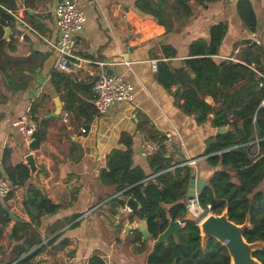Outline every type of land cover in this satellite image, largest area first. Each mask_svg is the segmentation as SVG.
Returning a JSON list of instances; mask_svg holds the SVG:
<instances>
[{"label":"crops","instance_id":"1","mask_svg":"<svg viewBox=\"0 0 264 264\" xmlns=\"http://www.w3.org/2000/svg\"><path fill=\"white\" fill-rule=\"evenodd\" d=\"M60 1L15 0L14 9L38 33L19 21H13L8 27L11 31L6 39L0 65V174L6 176L5 168L9 165H27L26 157L32 154L36 161V171L31 173L29 183L41 185L53 202L63 205L61 212L46 216L39 228L43 243L57 235L61 236L55 244L48 245L37 256L38 260H49L55 256L57 258L50 264H69L59 257L67 255L65 252L70 246L76 248L71 254L74 256L71 261L86 255L87 264L94 250L98 249L105 251L100 255L109 258L107 264H134V259L126 257L119 246L114 250V244H106L94 225L89 229V217L101 205H97L91 211L92 214L90 212V215L83 217L84 213L90 211L94 195L100 200L102 196L114 192L112 187L104 186L99 179V170L106 165V155L113 148L122 147L119 144L121 132L130 133L134 136L135 164L141 166L147 174L151 173L148 158L139 152L144 140L148 139L146 133L138 130V113H141L148 117L151 126L161 136L166 131L176 135L179 148L176 161L200 158L194 167L198 177L205 179L211 175V171L213 173L220 169H211L202 156L206 150V139L218 131L211 125L213 115L202 125L197 123L194 116L184 115L177 107V103H183L184 100L175 97V94L181 93L182 86L176 85L171 91L167 90L157 79L158 67L163 64L173 72L183 67L184 61L190 57L192 43L198 40L209 43L211 30L218 24L226 28L213 59L217 63L226 60L243 63V55L248 53L250 47L255 49L260 46L264 49V0H240L238 3L186 0L192 10L189 17L183 16V12L176 9L164 13V20L173 21L175 27L178 26L170 32L152 15L138 8L137 0H74L83 8L87 17L83 30L75 35L77 52L83 61L74 73H66L70 75L69 88L61 85L58 90L52 82L53 71L59 70L58 56L41 36L56 39L55 7ZM152 4H155V0ZM250 12L255 17L253 28L243 17H252ZM255 38L261 44H256ZM173 52L175 54L171 56ZM102 61L113 63L107 66L108 72H119L135 85V101L114 104L102 115L97 110L93 116L89 115L90 110L85 113L68 110L70 99L75 100V106L85 102L94 105L95 87L100 73L97 63ZM154 61H157L156 69L153 68ZM262 62L264 64V59ZM13 73L17 81H9ZM18 77L22 79L18 80ZM22 84L27 86L17 88ZM56 97L62 102L61 114L46 117L55 112ZM204 100L210 105H216L210 95H206ZM65 112L70 113L67 121L63 119ZM25 113L36 118L38 126L40 123L44 140L37 149H31V142L26 141L14 125V121ZM89 118L90 122H86ZM82 128L87 131L83 133ZM229 128L226 126L225 132ZM6 149L9 150L7 157ZM25 194V187H14L7 202L9 211L18 220L10 217L11 222L1 239L0 252L3 248V255L0 253V260H3V264L11 257L8 249L13 227L22 220L31 221L23 206ZM110 209L111 206L106 211L108 215ZM115 210L117 214L114 216L122 225L121 218L125 219V215L129 218L131 212L121 207ZM75 215L80 217L73 220ZM127 220H123V223L134 224L136 227L132 234L137 233V225L142 221ZM77 221L79 225L70 228ZM92 229L94 233L90 231ZM99 236L100 240L97 239ZM122 238V235L116 236V243L122 242ZM64 240L67 242L63 250L57 251V245ZM134 243L132 240L128 247L132 249Z\"/></svg>","mask_w":264,"mask_h":264},{"label":"trees","instance_id":"2","mask_svg":"<svg viewBox=\"0 0 264 264\" xmlns=\"http://www.w3.org/2000/svg\"><path fill=\"white\" fill-rule=\"evenodd\" d=\"M152 1L137 0V6L164 25L168 32L178 26L175 27L173 21L164 20V13L176 9L182 11L185 17L192 14L186 0H155V4ZM196 1L205 3L213 0ZM14 8L15 0H0V65L7 42L6 28L13 22L6 9ZM250 15L252 17H243L253 28L255 17L251 12ZM225 28L223 24L215 25L209 43L194 41L190 47V57L175 72L166 65H160L157 79L169 91L173 86H182L181 93L175 94V97L184 100L177 103L184 115L194 116L199 125L207 123L210 115H213L211 125L218 129L215 135L206 139V150L202 156H205L204 162L211 169H220L213 173L211 171V175L205 177L206 185L199 193V204L203 208L210 204L214 214L227 210L229 219L236 224L248 221L250 227L244 234L246 240L251 243L264 242V107L261 106L264 100V49L256 45L255 49L250 47L248 53L243 55V63L228 60L217 63L213 56L217 54ZM170 54L174 56L175 52ZM9 81H17L14 73ZM52 82L58 90L61 85L69 88L70 75L55 70ZM26 86L22 84L17 88ZM206 95L212 96L216 105L207 103L204 100ZM67 109L82 113L90 110V116L96 113L93 103L75 106L72 99L68 100ZM138 120V130L146 133L148 139H163L164 136L151 126L147 116L138 113ZM226 126L230 127L228 131L221 133L220 129ZM33 138L30 147L37 149L44 140L40 127ZM256 140H259L258 146L253 143ZM119 144L122 147L113 148L106 155V165L99 170L102 184L114 189L113 194L102 197L100 202L120 193L108 201L112 216L117 214L115 208H125L129 197H134L140 203L141 207L131 212L129 220L146 222L151 237L144 239L137 230L133 238L134 242L141 243L139 252L147 251L146 264H231L228 249L215 238H210L204 246L199 223L187 218L186 194L191 177L196 174L194 167L177 166L183 161L168 157L164 147H161L148 157L151 173L147 174L135 164L134 136L121 132ZM5 152L7 157L9 150ZM5 175L14 187H25L23 206L31 219L30 222H17L13 227L8 249L11 257L6 264H34L33 260L61 236L43 243L39 228L46 216L61 212L63 205L53 202L41 185L29 183L31 170L28 165H9L5 168ZM12 194L13 191L0 200V242L11 222L7 202ZM78 217L80 215H75L73 220ZM181 219H184V224L177 236H171L166 242L157 241L170 221ZM78 225L77 221L70 228ZM66 242L61 243L65 245ZM148 243L150 246L147 247ZM254 256L264 263V246L256 250ZM2 261L0 264H3ZM87 264H107V261L100 254H94Z\"/></svg>","mask_w":264,"mask_h":264},{"label":"built area","instance_id":"3","mask_svg":"<svg viewBox=\"0 0 264 264\" xmlns=\"http://www.w3.org/2000/svg\"><path fill=\"white\" fill-rule=\"evenodd\" d=\"M226 3H237L239 0H223ZM12 16V21H19L26 25L31 30L37 32L15 9H6ZM87 17L83 8L74 0H61L55 7V27H56V39H48L41 36L45 42L51 47V49L58 56V68L64 73H74L76 68L80 66L83 59L79 56L77 50V44L75 35L81 32L85 26ZM38 33V32H37ZM256 44H261L258 38H255ZM157 61L153 62V68H157ZM100 69L99 78L95 87L96 96L94 105L99 115L107 113L114 104L117 103H133L135 101V85L126 79V77L116 71L108 72L107 66L112 65L107 61L97 63ZM264 107V100L261 103ZM70 116L69 112L63 114L64 121L68 120ZM15 127L21 132L22 136L29 143L32 141L34 134L38 131V122L29 113L21 115L14 121ZM86 128H82V132L85 133ZM162 140L145 139L143 145L140 147V154L143 157H151L157 153L161 147H164L166 155L168 157H176L178 155V145L176 135L172 131H166L163 133ZM259 140L253 143L258 146ZM251 143V144H253ZM205 157V156H204ZM176 159V158H175ZM200 158H189L186 161L181 162L177 166L189 165L196 167ZM14 186L8 177L0 174V200L7 198L13 191ZM188 215L192 218H198V214L203 212L205 215L212 213L211 205L207 208H203L199 204L197 198L189 199L186 201ZM93 209L83 214V217L87 216ZM187 215V217H188ZM190 218V219H192ZM195 220V219H193ZM196 221V220H195ZM198 222V221H197Z\"/></svg>","mask_w":264,"mask_h":264},{"label":"water","instance_id":"4","mask_svg":"<svg viewBox=\"0 0 264 264\" xmlns=\"http://www.w3.org/2000/svg\"><path fill=\"white\" fill-rule=\"evenodd\" d=\"M7 34L5 37H8V34L11 31V28H6ZM56 110L53 113L46 115V117H56L61 114L62 111V102L59 97L55 98ZM226 128L223 127L220 129V132H225ZM34 141V138L31 142ZM27 165L31 170V173L36 171V161L32 154L26 157ZM32 176V175H31ZM206 185V181L196 174L191 177L190 184L188 187V192L186 194V201L189 199L197 198L199 193ZM120 193H117L114 196H111L110 199L117 196ZM104 203V202H103ZM99 204L98 206L102 205ZM96 206V207H98ZM141 207L140 203L134 198L129 197L126 200L125 209H128L130 212L138 210ZM124 209V208H122ZM9 215L12 219L18 220L13 212H9ZM117 225L120 224V221H117ZM184 219L181 220H172L169 222L168 227L158 236V242H166L171 236H177L179 229L183 226ZM201 230L202 243L205 246L207 241L210 238H215L221 242L227 249L230 254L231 264H264L258 258L254 256V252L264 246V242H248L244 236L246 229L250 227L249 222L247 221L244 224H236L231 221L228 216V211L225 210L221 214H210L207 216L201 224H199ZM134 228L130 225L125 227L126 231H131ZM139 231L143 234L144 239H149L151 237L150 233L147 230V225L145 221H142L137 227ZM14 264V263H12ZM53 264H66L65 262H54Z\"/></svg>","mask_w":264,"mask_h":264},{"label":"rangeland","instance_id":"5","mask_svg":"<svg viewBox=\"0 0 264 264\" xmlns=\"http://www.w3.org/2000/svg\"><path fill=\"white\" fill-rule=\"evenodd\" d=\"M85 125H87V124H85ZM61 150L62 151H65L64 148H62ZM105 196H107V195H104L102 197H105ZM107 199H109V198H106V200L100 202V200H98V198L96 197V195H94L93 201H92V203L90 205L91 206L90 207V210L92 208H95L97 205H99V204H101L103 202L104 203L100 207H98L96 209V212H94V214H92V212L90 213L92 215L89 217L90 218V220H89L90 223L88 224L89 229L91 228L92 225H94L96 227V232L102 237V240L106 244H108L109 246L112 245V244H114V246H113L114 250L116 249L117 246H119V248L123 251V253L125 254L126 257H132L134 259V261H135L134 264H146V255H145V252L144 251H142V252H139L138 251V249L142 248L140 246V243L139 244L134 243L135 245L132 247V249H130L128 247L129 244H132V240L134 238V235L137 234V233L132 234L133 231H134V229L132 228L131 231H126L125 230V227H126V225H130L132 227H136V226H134V224L132 225L131 223H126V224L123 223V220H127V219L129 220L128 215H125V219H122L121 218L122 225L118 224L116 226L115 222L117 221L118 218H116L115 216H110V215H108V213H106V211H108L107 209H109V207L111 206V204L108 203V200ZM93 210H95V209H93ZM210 214H214V213H210ZM206 215H208V214H206ZM188 217L189 218H192L191 215H188ZM203 218H204V215L201 214V212H200L198 214V218H194L193 217L192 219H195L199 223ZM137 227H138V225H137ZM90 231L92 233L95 232L94 229H92ZM114 231H117V233H114ZM119 235H122L123 238H122V242H119L117 244L115 239H116V236L118 237ZM100 236L97 237V239L100 240ZM66 240H64V241H66ZM69 243H71V242L69 241ZM63 246H65V245H62V243L59 242V244L57 245V247H58L57 251L58 250H63V248H64ZM146 246L147 247L150 246L149 243ZM67 249H68V251L65 252V253H67V255H65V254L64 255H61L59 257L60 259H64V261H68L69 264H85L86 255H82L80 257V259H78L76 261H71L74 258V256L71 255V254H72L73 251L76 250V248L69 246V247H67ZM0 253L3 255V248H2V250H1ZM97 253L103 255L105 253V251L104 250L103 251H100L98 249L94 250V254H97ZM67 257H69V258H67ZM56 258L57 257L53 256L49 260H44V259H39L38 260V257H36L33 260V262H34V264H50V262L52 260L56 259ZM104 258L107 261L109 259L108 257H105V256H104ZM0 259H1V257H0Z\"/></svg>","mask_w":264,"mask_h":264},{"label":"bare ground","instance_id":"6","mask_svg":"<svg viewBox=\"0 0 264 264\" xmlns=\"http://www.w3.org/2000/svg\"><path fill=\"white\" fill-rule=\"evenodd\" d=\"M201 214H203L204 215V218L199 222V224H201L202 223V221L207 217V216H209V214L208 215H205L203 212H201Z\"/></svg>","mask_w":264,"mask_h":264}]
</instances>
